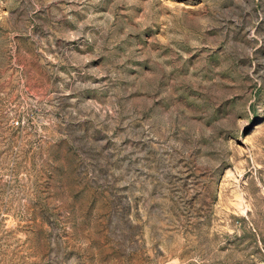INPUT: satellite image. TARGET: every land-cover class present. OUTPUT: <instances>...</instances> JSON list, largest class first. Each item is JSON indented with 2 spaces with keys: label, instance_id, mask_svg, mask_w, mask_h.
I'll return each instance as SVG.
<instances>
[{
  "label": "rangeland",
  "instance_id": "rangeland-1",
  "mask_svg": "<svg viewBox=\"0 0 264 264\" xmlns=\"http://www.w3.org/2000/svg\"><path fill=\"white\" fill-rule=\"evenodd\" d=\"M0 264H264V0H0Z\"/></svg>",
  "mask_w": 264,
  "mask_h": 264
}]
</instances>
